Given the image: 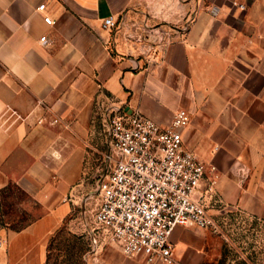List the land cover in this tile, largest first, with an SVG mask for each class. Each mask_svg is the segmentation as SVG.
<instances>
[{
  "label": "crops",
  "instance_id": "1",
  "mask_svg": "<svg viewBox=\"0 0 264 264\" xmlns=\"http://www.w3.org/2000/svg\"><path fill=\"white\" fill-rule=\"evenodd\" d=\"M165 1L161 11L160 0H0V193L18 186L38 216L0 233L3 264H42L50 237L86 203L93 158L104 154L100 144L105 150L98 117L107 100L163 127L188 112L184 144L218 177L206 196L210 213L264 223V0ZM111 16L126 27L147 20L171 38L147 64L141 41L103 28ZM212 177L208 170L202 193ZM171 240L172 264L219 255L208 230L177 228ZM101 242L90 252L95 264H143Z\"/></svg>",
  "mask_w": 264,
  "mask_h": 264
},
{
  "label": "built area",
  "instance_id": "2",
  "mask_svg": "<svg viewBox=\"0 0 264 264\" xmlns=\"http://www.w3.org/2000/svg\"><path fill=\"white\" fill-rule=\"evenodd\" d=\"M164 2H159L161 11ZM234 6L246 10L243 4ZM37 10L44 13L46 5ZM210 13L217 16L219 8ZM195 19L196 13L187 15L182 32L187 33ZM44 21L53 25L51 17ZM130 24L126 27L123 17L111 16L104 20L103 28L119 31L127 40L141 41V56L147 64L155 62L159 47L169 42L172 32L160 25L150 26L147 20ZM40 41L44 43L46 37ZM98 118L105 171L97 182L100 201L94 216L102 234L92 233V254H97L101 241H107L125 257L142 259L143 264H172L171 238L177 228L218 230L206 204V196L214 193L216 168H207L186 148L183 130L191 122L188 112H176L170 125L163 127L139 111L128 112L107 100L99 106ZM208 170L213 177L202 193ZM3 245L0 239V249Z\"/></svg>",
  "mask_w": 264,
  "mask_h": 264
},
{
  "label": "rangeland",
  "instance_id": "3",
  "mask_svg": "<svg viewBox=\"0 0 264 264\" xmlns=\"http://www.w3.org/2000/svg\"><path fill=\"white\" fill-rule=\"evenodd\" d=\"M99 149L105 153L101 144ZM101 155L94 156L93 170L86 178L81 194L86 203L76 207L50 237L42 264H95L90 255V234H102L94 220L100 201L97 182L105 171ZM34 207L37 208L18 186L12 185L6 193H0V233L21 231L27 227L29 221L38 217L32 213ZM214 219L218 230L208 231L218 239L219 255L211 264H264L263 222L239 212L215 215ZM0 264H3L1 249Z\"/></svg>",
  "mask_w": 264,
  "mask_h": 264
}]
</instances>
